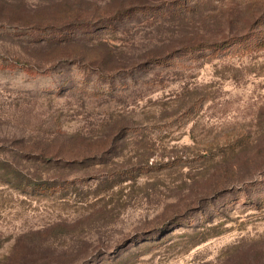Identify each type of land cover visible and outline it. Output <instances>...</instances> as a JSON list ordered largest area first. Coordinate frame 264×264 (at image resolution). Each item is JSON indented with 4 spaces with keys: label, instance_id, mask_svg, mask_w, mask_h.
<instances>
[{
    "label": "rangeland",
    "instance_id": "1",
    "mask_svg": "<svg viewBox=\"0 0 264 264\" xmlns=\"http://www.w3.org/2000/svg\"><path fill=\"white\" fill-rule=\"evenodd\" d=\"M0 264H264V0H0Z\"/></svg>",
    "mask_w": 264,
    "mask_h": 264
},
{
    "label": "trees",
    "instance_id": "2",
    "mask_svg": "<svg viewBox=\"0 0 264 264\" xmlns=\"http://www.w3.org/2000/svg\"><path fill=\"white\" fill-rule=\"evenodd\" d=\"M43 19L34 20L31 21L28 20L27 25H25V21H23V24L19 25L21 29H27V30H40L42 29H50V30H59V29H67L71 26H90V22H87L86 20L81 19H72L69 20L68 18L60 20L53 19L52 21H48L47 23H44L42 21Z\"/></svg>",
    "mask_w": 264,
    "mask_h": 264
}]
</instances>
